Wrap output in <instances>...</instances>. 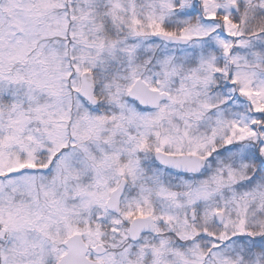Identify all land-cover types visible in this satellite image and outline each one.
I'll return each instance as SVG.
<instances>
[{
  "label": "snow or ice",
  "instance_id": "obj_1",
  "mask_svg": "<svg viewBox=\"0 0 264 264\" xmlns=\"http://www.w3.org/2000/svg\"><path fill=\"white\" fill-rule=\"evenodd\" d=\"M0 264H264V0H0Z\"/></svg>",
  "mask_w": 264,
  "mask_h": 264
}]
</instances>
